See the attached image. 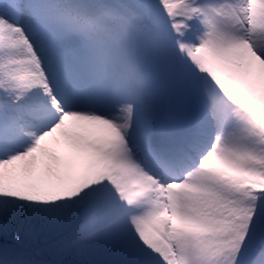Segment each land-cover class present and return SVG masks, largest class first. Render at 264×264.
I'll return each mask as SVG.
<instances>
[{
  "label": "rangeland",
  "instance_id": "374dc122",
  "mask_svg": "<svg viewBox=\"0 0 264 264\" xmlns=\"http://www.w3.org/2000/svg\"><path fill=\"white\" fill-rule=\"evenodd\" d=\"M134 1L145 16L159 18L163 36L141 22L134 29L110 0L92 4L89 13L105 6L110 18L90 29L69 21L71 14L59 19L42 3L23 0L11 31L45 93L34 111L47 115L12 128L17 147L4 149L0 179L11 183L16 174L21 190L32 185L57 194L50 213L56 211L52 225L58 226L50 239L79 220L77 234L93 242L107 238V227L125 216L123 209L108 212L105 206L119 182L111 172L127 165L130 176L120 181L129 192L153 184L143 188L152 200L138 209L154 205L152 217L166 224L171 253L160 264H264V256H253L264 236V0ZM162 13L176 32L165 28ZM173 63L180 65L178 73ZM177 86L198 107L196 146L164 180L142 161V143L149 120L159 134L173 129L169 102ZM69 150L77 154L75 164L89 157L93 171L73 180L80 197L75 204L62 179ZM143 231H125L109 245L110 261L148 264L144 250L136 257L118 251Z\"/></svg>",
  "mask_w": 264,
  "mask_h": 264
},
{
  "label": "trees",
  "instance_id": "16d2710c",
  "mask_svg": "<svg viewBox=\"0 0 264 264\" xmlns=\"http://www.w3.org/2000/svg\"><path fill=\"white\" fill-rule=\"evenodd\" d=\"M30 1L42 3L45 8L51 9L59 19L62 14L73 12L72 4L75 2L77 5L78 2V0ZM10 19L11 14L7 0H0V157L4 149L17 147L15 132L12 128H15L18 122L25 121L26 118H43L47 115L46 112L34 111L38 108L35 106L37 105L35 101L41 102L45 93L40 80L33 72L34 69L20 51V43L11 31ZM73 21L77 23L76 20ZM69 152L68 155L63 153L62 179L70 184L72 204H75L80 201V197L76 186L73 185V180L81 171L86 172L87 175H92L93 171L91 172L89 157H86V160L80 157L79 163L75 164L73 155L77 157V154L74 150H69ZM67 156L70 158L66 159ZM65 160L67 161L65 162ZM52 172L53 170L49 169L47 174H52ZM130 173L121 170V173L117 174L116 172L110 177L114 181L117 178L119 182L115 181L117 182L116 190L106 201L105 210H109L108 212H119L120 209L132 208L135 201L141 196L140 193L145 190L143 188L153 187L151 182H146L142 188L134 187L133 191L129 192L128 188L123 187L127 182L124 181L122 184L120 178L130 176ZM16 178L18 177L15 174V180ZM15 180L8 183L0 179V264H115L110 261L106 249L115 243L117 238H121L125 231L139 226L144 228L142 234L134 237L132 233L129 241H126L127 244H122L118 251H128L136 257L144 250L143 255L149 257L148 264H160L159 259L164 263L168 260L169 251L152 227L153 225L162 226L165 223L160 217H151L149 220L151 225L147 223L148 221L128 219L123 226L109 231L111 234L107 238L101 237L93 242H86L84 233L77 234L81 226L79 224L69 235L53 241L50 238L57 231L58 224L52 225L56 211L50 213L52 209L50 205L57 194L45 195L42 190L36 189L32 185H23L21 190L18 184H15L16 187L11 194ZM210 187L217 190L218 186L212 184ZM235 200L237 204L244 201L241 197L235 198ZM262 228L263 226L259 227L261 232ZM14 238L19 239V242L25 245L27 250L17 247L12 242ZM40 243L39 252L34 253L33 247ZM148 246L152 247L146 249ZM261 254L264 255V248L256 251V255Z\"/></svg>",
  "mask_w": 264,
  "mask_h": 264
},
{
  "label": "water",
  "instance_id": "95a60500",
  "mask_svg": "<svg viewBox=\"0 0 264 264\" xmlns=\"http://www.w3.org/2000/svg\"><path fill=\"white\" fill-rule=\"evenodd\" d=\"M185 102H187V96L180 88H178L172 97L170 107L175 116L181 113V110H183V107L185 106Z\"/></svg>",
  "mask_w": 264,
  "mask_h": 264
}]
</instances>
